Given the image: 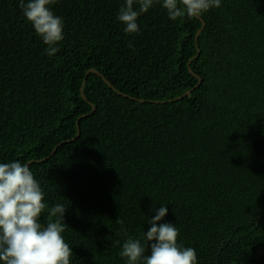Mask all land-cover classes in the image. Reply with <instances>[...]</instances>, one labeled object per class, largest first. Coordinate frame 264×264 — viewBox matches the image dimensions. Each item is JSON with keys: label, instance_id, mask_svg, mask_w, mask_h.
<instances>
[{"label": "trees", "instance_id": "16d2710c", "mask_svg": "<svg viewBox=\"0 0 264 264\" xmlns=\"http://www.w3.org/2000/svg\"><path fill=\"white\" fill-rule=\"evenodd\" d=\"M19 3L0 0V163L35 161L42 225L68 207L70 264H127L162 205L197 264H264V0L176 21L158 0L135 34L125 0H56L51 57ZM189 70L201 84L166 102L197 84Z\"/></svg>", "mask_w": 264, "mask_h": 264}, {"label": "clouds", "instance_id": "9594fccd", "mask_svg": "<svg viewBox=\"0 0 264 264\" xmlns=\"http://www.w3.org/2000/svg\"><path fill=\"white\" fill-rule=\"evenodd\" d=\"M56 0H20L25 19L47 45L49 57L60 51L63 40V18L51 10ZM158 0H125L117 15L125 25L124 31H139L138 17L147 13ZM134 4L138 7L134 8ZM221 0H162V7L170 20L187 16L201 17L212 8H219ZM45 193L27 164L19 161L0 163V264H70L72 248L62 235L69 227L64 221L68 207L55 204L49 210L46 225L40 223L45 211ZM150 220V228L142 238L128 239L119 255L127 264H197V253L192 247L177 243L179 231L174 224L159 223L168 209L162 205ZM123 227V221L118 220ZM151 242V243H150ZM150 246V254L148 252Z\"/></svg>", "mask_w": 264, "mask_h": 264}, {"label": "water", "instance_id": "95a60500", "mask_svg": "<svg viewBox=\"0 0 264 264\" xmlns=\"http://www.w3.org/2000/svg\"><path fill=\"white\" fill-rule=\"evenodd\" d=\"M200 21H201V20H200ZM201 23H202V26H203V22H202V21H201ZM199 32H200V30L196 33V36H195V45H196V51H197L195 57H197V55L199 54L198 46H197V38H198V34H199ZM195 57H194V58H195ZM189 72L192 74L193 77H195V78L197 79V84H196L192 89H190V90L184 92L182 95H180V96H178V97H176V98H174V99H172V100H168V101H166V102H175V101H178V100H180V99H182V98H184V97H187L188 95L191 94V92H192L194 89H196V88L201 84V79H200L198 76L194 75V74L192 73L191 70H189ZM89 73L95 74L96 76L100 77V78L102 79V81H103V82H104L109 88H111V89L114 90V88L110 85V83H109L107 80H105V79H104V78H103V77H102V76H101L96 70L90 69V70L86 73V76H87ZM85 80H86V78H84V80H83V82H82V85H81V89H80L81 97H82L83 100H86V99L84 98L83 94H82V87L84 86ZM114 91H115V90H114ZM115 92H116L118 95H121V93H119V92H117V91H115ZM122 96H123V97H127L126 95H122ZM130 98H131V97H130ZM132 99H134V98H132ZM140 102H143V101L140 100ZM92 108H93V107H92ZM93 110H94V108H93ZM78 122H79V120L76 122V127H77L76 135H75V137H74L73 139H71V141H73V140H75V139H77V138L79 137V126H78ZM64 143H65V142H62L61 144H64ZM61 144H60V145H61ZM57 148H58V146L55 147V148L52 150L50 156H52V155L56 152ZM46 160H47V158H45V159H41V160H38V161H36V162L41 163V162H44V161H46ZM34 162H35V161H29V162H27L26 164L29 166V164L34 163Z\"/></svg>", "mask_w": 264, "mask_h": 264}]
</instances>
